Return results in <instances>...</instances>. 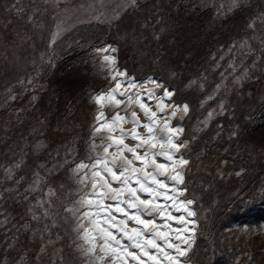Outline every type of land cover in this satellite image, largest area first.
I'll use <instances>...</instances> for the list:
<instances>
[{
    "label": "rangeland",
    "instance_id": "1",
    "mask_svg": "<svg viewBox=\"0 0 264 264\" xmlns=\"http://www.w3.org/2000/svg\"><path fill=\"white\" fill-rule=\"evenodd\" d=\"M108 45L117 51H97ZM104 56H114L115 65ZM124 70L118 92L125 96L117 95L124 103L115 108L107 96L95 103ZM129 77L160 82L149 88L156 97L174 89L168 116L180 106L171 125L182 127L179 141L188 142L176 155L189 160L181 187L198 219L182 259L264 264V0H0V264H118L99 251V239L90 256L81 251L89 245L78 239L84 229L77 225L90 221L77 201L92 180L89 173L81 184L84 173L75 169L109 134L94 136L101 108V122L116 111L129 118L136 111L147 122L137 103L123 111L127 96L137 97Z\"/></svg>",
    "mask_w": 264,
    "mask_h": 264
},
{
    "label": "snow or ice",
    "instance_id": "2",
    "mask_svg": "<svg viewBox=\"0 0 264 264\" xmlns=\"http://www.w3.org/2000/svg\"><path fill=\"white\" fill-rule=\"evenodd\" d=\"M239 2L240 0H233V4L237 6ZM131 5L136 6V0H131ZM249 27H254V24H249ZM108 48H111V45L97 51L106 52ZM111 51L115 53L117 49L111 48ZM103 59L115 65L114 56H104ZM116 76L121 79L116 80ZM126 76V70L117 71L116 75L112 76L116 81L115 87L110 88L107 93L95 95L94 102L99 105L107 96L109 105L119 108L124 101L117 99V95L125 96V93L118 90L121 84L125 83L123 78ZM149 81L157 87L162 86L151 77ZM126 83L128 87L137 86L132 77H129ZM174 93V89H164L163 96L157 98L158 111H151L141 101L139 94L135 101L131 95L127 96L128 106L123 111L126 113L133 103H137L147 123L140 121L136 111H131L130 118L116 111L110 121L105 117L104 122H101L100 118L105 114L102 108L99 111L96 117L99 127H96L94 136L102 129H106L109 134L101 138L100 145L93 142L88 162H81L75 169L77 173H84L80 177L81 184L89 178V173L92 180L91 190L81 195L77 201L78 205L89 209L83 213L82 219H88L90 226L84 227L82 223L77 225V231L84 229L78 239L89 245L80 246L85 256H90L96 251V241L99 239L103 241L99 245V251L105 255L110 254L118 264H128V258L136 264H146L144 256H147L151 264H161V261L163 264H188V261L182 258L187 257L192 248L198 219L197 211L191 207L195 203L194 199L186 195V186L181 187L184 185L182 169L189 164V160L183 155H176L182 148H187L188 142L179 141V133L184 129L171 125V119L175 117L180 106L173 105L171 116L166 114L165 100H170ZM188 110V105L184 104L185 115ZM158 113L164 114L163 125L159 122ZM208 116L210 118L212 113L209 112ZM124 123H130L131 129L123 128ZM139 128H143L144 133L138 132ZM117 131L119 134L115 135ZM126 140H131L133 146H129ZM99 148H102V152L97 150ZM110 148H115V151L109 153ZM125 153L130 154L131 158ZM158 158L164 162H158ZM137 162L142 166L137 167ZM235 175L239 176L241 172H236ZM113 183H117L119 187H113ZM142 195L148 198H141ZM108 199L114 204L107 205L105 209L104 201ZM113 211L122 213L124 218L117 219ZM157 215L164 220L163 227L157 225L153 218ZM145 216L149 218L145 219ZM33 219L37 217L34 215ZM129 221L135 222L136 227L129 228ZM171 222H174L176 227H173ZM130 248L139 250L140 254L130 251ZM149 249H155L156 254L153 255Z\"/></svg>",
    "mask_w": 264,
    "mask_h": 264
},
{
    "label": "bare ground",
    "instance_id": "3",
    "mask_svg": "<svg viewBox=\"0 0 264 264\" xmlns=\"http://www.w3.org/2000/svg\"><path fill=\"white\" fill-rule=\"evenodd\" d=\"M123 79H125V77L123 78ZM152 84H154V83H152V82H150V81H143V82H137V86L136 87H131L132 89H131V93H133V94H139V97L141 98V101L142 102H144L150 109H151V111H158L157 110V108H156V103L158 102V100H157V98L158 97H156V96H153V95H149L148 93H147V91H149L150 93H151V90L149 89V88H151V85ZM159 84H161L160 82H159ZM121 86H124V84H121ZM156 86V85H155ZM153 87V86H152ZM130 88V87H129ZM130 90V89H129ZM128 90V91H129ZM147 90V91H146ZM154 90V89H153ZM152 90V91H153ZM153 94V93H152ZM145 96H147L146 98H145ZM163 96V95H162ZM162 96H159V97H162ZM143 98H145L146 99V101H144V99ZM165 105H166V107H170V105H171V103H170V100L169 99H166L165 100ZM177 111V110H176ZM177 113V112H176ZM143 115V113L141 114V116ZM158 117H160V116H158ZM161 118V117H160ZM163 119V118H162ZM161 121V120H160ZM147 123V122H146ZM161 123V122H160ZM143 129V128H142ZM139 131H141V130H139Z\"/></svg>",
    "mask_w": 264,
    "mask_h": 264
},
{
    "label": "trees",
    "instance_id": "4",
    "mask_svg": "<svg viewBox=\"0 0 264 264\" xmlns=\"http://www.w3.org/2000/svg\"><path fill=\"white\" fill-rule=\"evenodd\" d=\"M262 208V207H261ZM261 211H264V209H262Z\"/></svg>",
    "mask_w": 264,
    "mask_h": 264
}]
</instances>
